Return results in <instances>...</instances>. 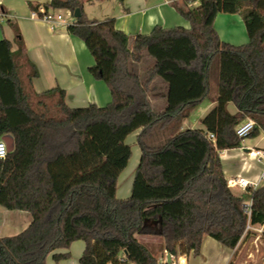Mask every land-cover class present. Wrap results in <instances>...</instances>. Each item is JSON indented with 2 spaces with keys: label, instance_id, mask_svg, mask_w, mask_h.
Wrapping results in <instances>:
<instances>
[{
  "label": "trees",
  "instance_id": "1",
  "mask_svg": "<svg viewBox=\"0 0 264 264\" xmlns=\"http://www.w3.org/2000/svg\"><path fill=\"white\" fill-rule=\"evenodd\" d=\"M83 6L50 0L45 9L82 11L67 28L94 58L90 73L110 90L105 107L70 108L60 89L36 94L38 72L26 52L0 42V141L15 142L0 159V207L31 217L18 235L0 237V264H59L78 241L85 244L79 264H159L160 254L199 256L206 237L232 250L256 229L264 239V186L235 195L221 162L222 152L243 147L236 133L243 121L255 123L249 137L264 133V0H183L175 7L189 28L157 26L133 38L114 19L88 20ZM219 14L242 17L247 44L220 39ZM216 62L215 106L202 129L182 130L212 99ZM158 80L166 86L161 109L151 101ZM136 132L141 157L131 195L120 199L133 154L126 141Z\"/></svg>",
  "mask_w": 264,
  "mask_h": 264
},
{
  "label": "crops",
  "instance_id": "2",
  "mask_svg": "<svg viewBox=\"0 0 264 264\" xmlns=\"http://www.w3.org/2000/svg\"><path fill=\"white\" fill-rule=\"evenodd\" d=\"M101 1L103 0L96 2ZM82 2L83 4H92L90 0H82ZM182 2L183 0H119V11L110 12L106 4H104L105 6L102 4L103 12L100 16L89 12L85 6H83V12L88 20L94 22L114 19L116 28L133 38L137 35H148L157 26L163 28H189V23L175 7V4L181 5ZM49 4L50 0H0V11L10 16L6 22H0V42L3 40L9 41L13 53H17L21 49L26 52L28 59L38 72V76L32 80V87L36 94L60 89L65 92L66 104L70 108H86L91 104L99 107L107 106L112 100L110 90L102 80L96 79L90 73V68L94 66L95 62L85 43L78 37L71 35L65 25H60L53 29L48 23L32 18V13L35 12L32 6H39V9H45V6ZM197 5L198 3H194L191 6L196 7ZM57 11L67 19L71 16L68 11ZM64 12L67 13V16H64ZM15 26L20 31L21 41L17 39ZM214 26L220 39L226 43L240 46L247 44L249 41L245 23L239 14H219ZM144 61L147 65L153 63L149 58H145ZM136 67L135 69L139 72L143 69L141 65ZM156 86L157 88L152 93L151 101L161 109L167 101L166 86L160 80L157 81ZM215 96L213 95L210 101L203 102L192 111L190 117L183 122L182 130L195 129L196 124H202L203 118L215 106ZM206 103V107L199 116H193V112L203 107ZM231 105L232 103L228 105V110L230 113L235 114L237 108L235 111L231 110L230 107L234 109ZM137 135L138 132L128 137V139L132 138L131 143L128 142V139L126 141L131 146L132 153L138 147L136 143ZM253 146L257 149L253 150L252 147L243 141L242 148L221 153L223 172L235 195L242 196L247 195V193L246 190L241 189L239 186L233 187L231 181L243 178L250 183H254L264 173V159L255 155L257 150H264L258 148L255 144ZM139 161L140 158L135 161L134 167L138 166ZM131 165L132 161H130L128 168L119 179L117 196L120 199H126L131 195L134 175L137 169L136 167L130 178L125 179ZM17 213L21 214H16V217L26 222L29 226L31 223L30 215L27 214L28 216H26V213L22 212ZM1 231L2 229L0 228ZM254 231L261 232V229ZM139 240L147 243L148 238L140 237ZM81 242H75L68 251L71 254V258L59 264H68L69 262L71 264H79V259L85 249L84 242L83 244ZM246 243L240 245L238 249L232 250L222 246L214 239L206 237L200 255L197 257L193 254L186 255V259L182 260L181 263L230 264V262L235 260L234 264H239V255ZM73 254L76 256L74 262L71 261ZM253 257L250 253L248 259H253ZM51 263L56 264L49 258L47 264ZM261 264H264V257Z\"/></svg>",
  "mask_w": 264,
  "mask_h": 264
},
{
  "label": "rangeland",
  "instance_id": "3",
  "mask_svg": "<svg viewBox=\"0 0 264 264\" xmlns=\"http://www.w3.org/2000/svg\"><path fill=\"white\" fill-rule=\"evenodd\" d=\"M102 2H104V3H102ZM102 4L103 5L106 4V6L108 7V10L110 12H116V11L120 10V7L118 6L119 0H103V1L98 2V3L97 2H94L92 4L86 3V4H84V6L89 12H92L94 15L100 16L103 12L102 11ZM66 14L67 13L64 12V16H67ZM217 66H218V62H216V66L214 67V70H213L214 75H212V81H211L212 96L216 95V93H217V79H218V77H217L218 76ZM206 105H207V103L203 107L196 109L193 112V116L198 117L199 114L202 112V110L206 107ZM231 106H233V108H234V109H232V107H230L231 110L235 111L236 106H234L233 104ZM195 127H196L195 129H202L203 125L202 124H200V125L196 124ZM243 141L248 146L252 147L253 150L257 149L256 147L253 146L254 144L257 145L258 148L264 150V133L263 132H260V134L258 136L247 137ZM128 142H130V143L132 142L131 137L128 139ZM139 158H140V148L137 147V149L133 150L132 159H131L132 165H131V168L128 169V173H127L128 175L126 174L127 176L125 179L130 178L132 176V174L135 172L134 170L136 169L137 165L134 167V163ZM132 167H134V168H132ZM120 195H121V192H120ZM245 201H246V204L249 203V200L247 198H245ZM16 214H21V213L11 212V211L4 209L3 207H0V228L2 229V231L0 232V237L16 236L19 233H21L23 231V229L28 227L26 222H24L21 219L16 217ZM26 216H28V215L26 214ZM257 233H259V234H254L247 241L246 246H244L242 248V251H241L239 258H238V260L240 261L239 264H261L262 259L264 257V239L261 237L262 230H261V232L259 231ZM81 244H83V242H81ZM250 253L254 256L253 259H248V256L250 255ZM164 256H165V254H160L158 257V261L160 259L164 258ZM75 257L76 256L73 254V259L71 260L72 262H74V260H76ZM174 262L177 264H181V261L178 258H175ZM64 264H66V263H64ZM68 264H71V262H69ZM130 264H134V263H130Z\"/></svg>",
  "mask_w": 264,
  "mask_h": 264
},
{
  "label": "built area",
  "instance_id": "4",
  "mask_svg": "<svg viewBox=\"0 0 264 264\" xmlns=\"http://www.w3.org/2000/svg\"><path fill=\"white\" fill-rule=\"evenodd\" d=\"M70 15H71L70 18L67 19V18L63 17V15L60 12H58L57 10L46 11L45 9L40 8L38 12L32 13V18L42 20V21L48 23L53 29H55V27L60 26V25H65L68 27L69 25L73 24L75 18L71 13H70ZM9 18H10V16L8 14L0 11V22L1 23L5 22ZM254 128H255V123L252 120L247 119V120L243 121L240 125L237 126V128H236L237 136L240 139L244 140L245 138H247L251 135ZM210 138L214 139V136L210 135ZM8 154H9V152H8L7 146L1 140L0 141V159H5ZM255 155L257 157L264 159V151H262V150H257L255 152ZM231 185L233 187L239 186L243 190H246L250 186H252L254 188H257L259 186H264V173L254 183H250L249 181H247L243 178H238L234 181H231ZM185 257H186V255L180 256L178 259L180 261H182V260L186 259ZM174 259L175 258L173 256H171L170 262H169V254H165L164 258L159 260V264H177L174 262ZM181 264H183V263H181Z\"/></svg>",
  "mask_w": 264,
  "mask_h": 264
},
{
  "label": "water",
  "instance_id": "5",
  "mask_svg": "<svg viewBox=\"0 0 264 264\" xmlns=\"http://www.w3.org/2000/svg\"><path fill=\"white\" fill-rule=\"evenodd\" d=\"M81 17H82V11L80 9H77L74 13V18L79 19ZM2 141L6 144L9 153L14 150L15 142L12 136L6 135L2 138ZM170 257L171 255H169V262H170Z\"/></svg>",
  "mask_w": 264,
  "mask_h": 264
}]
</instances>
